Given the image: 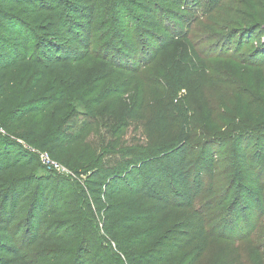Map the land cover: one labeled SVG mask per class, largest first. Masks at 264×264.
I'll return each mask as SVG.
<instances>
[{"label": "rangeland", "instance_id": "rangeland-1", "mask_svg": "<svg viewBox=\"0 0 264 264\" xmlns=\"http://www.w3.org/2000/svg\"><path fill=\"white\" fill-rule=\"evenodd\" d=\"M65 1L86 6L83 18L71 15L84 23L76 32L82 46L64 44L75 51L60 54L66 60L52 72L50 84L65 93L62 127H86L73 136L80 138L77 142L49 155L59 171L44 167L42 152L35 151V190L26 208L47 193L48 208L35 213L36 220L45 223L48 235L69 230L71 244L33 245L41 224L33 226L23 215L9 229L0 222V249L9 240L30 246L37 264H79V249L89 244L94 259L88 264H122L102 229L114 228L115 220L105 213L92 172L110 167L104 164L110 158L121 159L108 155V148L147 145L143 152L152 155L148 123L173 93L189 113L201 116L192 143L202 190L191 206L176 185L164 180V189L177 194L170 198L174 207L160 218L168 248L159 252L166 264H189L205 239L192 264H264V69L243 66L264 42V0H62L61 5ZM255 27L263 28L246 34ZM109 45L114 51L107 60L90 57ZM74 56L83 59L76 63ZM18 150L11 149V155L18 157ZM139 159L146 165L150 160ZM124 160L136 163L132 156ZM1 162L9 159L2 156ZM20 177L10 176L8 184L20 190L27 181Z\"/></svg>", "mask_w": 264, "mask_h": 264}, {"label": "trees", "instance_id": "trees-1", "mask_svg": "<svg viewBox=\"0 0 264 264\" xmlns=\"http://www.w3.org/2000/svg\"><path fill=\"white\" fill-rule=\"evenodd\" d=\"M63 3L61 5L62 0H0V222L9 229L26 215L33 226L41 224L42 234L35 235L32 243L39 248L64 246L67 241L71 244L73 234L69 230L61 233L62 229L58 228L56 233L48 235L44 232L45 223L36 220L35 213L48 208L47 193L31 200L26 208L35 190V178L31 174L33 160L37 157L31 150L51 155L77 142L80 138L73 136L76 133L80 136L86 127H62L63 121L60 120L67 112L65 93L50 84L52 72L66 60H61L60 54L67 49L75 51L74 47L68 48L64 44L82 46L76 32L83 30L84 23L71 15L83 18L86 6L69 1ZM262 28L255 27L254 31L246 34H253ZM111 51L114 49L109 45L90 57L107 60ZM258 55L264 56V42L260 43L252 57ZM82 59L71 57L76 63ZM252 59H247L243 66L250 70L264 69V59L259 62ZM176 96L171 93L169 101L148 123L147 131L154 142L150 149L152 155L143 152L147 145L120 151L108 148V155L121 159L110 158L104 163L110 167L92 172L93 183L106 202L105 213L111 214L115 220L114 228L102 229L105 237L114 243V253L122 257V264L167 263L162 257L164 254L159 252L161 248H168L164 243L165 237L160 236V218L174 207L170 198L171 194L177 193L164 189L165 179L176 185L179 196L185 197L191 206L202 190L201 164L196 146L192 143L201 116L197 111L189 113V108L178 102ZM37 118L40 120L36 121ZM220 119L224 120L223 115ZM51 129H56L57 135H50ZM36 141H39L37 146ZM15 147L21 152L18 157L10 153ZM2 156L9 162L3 164ZM125 156H132L135 165L127 161L124 163ZM153 156L158 157L154 159ZM139 158H150L148 165L138 163ZM112 166H124V169L116 170ZM21 175L20 179L27 181L20 190L12 188L8 178ZM120 197L124 200L115 202ZM50 215L60 216L57 213ZM22 244L7 240L0 249L3 256L0 264H37L30 256L31 247H23ZM88 245L79 249V264H88L94 259L92 248ZM205 247L204 239L195 249L189 264L200 258Z\"/></svg>", "mask_w": 264, "mask_h": 264}, {"label": "built area", "instance_id": "built-area-1", "mask_svg": "<svg viewBox=\"0 0 264 264\" xmlns=\"http://www.w3.org/2000/svg\"><path fill=\"white\" fill-rule=\"evenodd\" d=\"M31 152L35 153L34 150H31ZM39 158L40 161L42 163V165L46 168H48L49 170H55V171H59L60 167L58 164L54 163L51 161L49 155L47 153H40L39 154Z\"/></svg>", "mask_w": 264, "mask_h": 264}]
</instances>
